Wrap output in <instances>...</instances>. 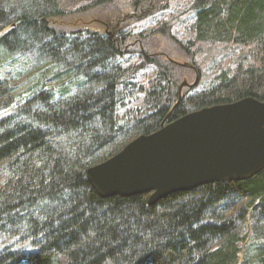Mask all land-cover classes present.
Instances as JSON below:
<instances>
[{"label": "trees", "instance_id": "1", "mask_svg": "<svg viewBox=\"0 0 264 264\" xmlns=\"http://www.w3.org/2000/svg\"><path fill=\"white\" fill-rule=\"evenodd\" d=\"M189 2L184 33L162 16L135 35L167 0H0V264H264V170L153 205L87 177L163 124L264 103V0ZM205 48L210 70L176 64Z\"/></svg>", "mask_w": 264, "mask_h": 264}, {"label": "water", "instance_id": "2", "mask_svg": "<svg viewBox=\"0 0 264 264\" xmlns=\"http://www.w3.org/2000/svg\"><path fill=\"white\" fill-rule=\"evenodd\" d=\"M198 83L197 76L179 91L194 89ZM263 170L264 103L246 98L163 124L159 131L138 137L90 168L87 177L102 198L151 194L153 205L202 186L246 181Z\"/></svg>", "mask_w": 264, "mask_h": 264}, {"label": "rangeland", "instance_id": "3", "mask_svg": "<svg viewBox=\"0 0 264 264\" xmlns=\"http://www.w3.org/2000/svg\"><path fill=\"white\" fill-rule=\"evenodd\" d=\"M167 5H168L167 11L145 18L144 20H141L139 22H134L132 24H129L128 30L132 31V33L135 35H139L142 32L144 34L149 33L153 27H156L155 25L157 24V22L161 18H164L162 16H167L168 18L169 17L171 18L169 22L173 23L175 29L178 32L181 31V33H184V30H182V26L180 27V24L182 22H186L188 19L187 10L190 6L189 0H167ZM70 24L72 25V22H68V25ZM108 30L110 31V29ZM211 50L213 51V49L205 48L204 51L202 52L200 51V55L197 56V59L195 60L194 64L192 63L191 65L193 68H189V69L192 70L197 69L200 72V74H201V70L203 72H205V70L207 71V69L210 70L213 67L211 61L213 60V55H214L211 52ZM181 64H187V63L181 62ZM30 71H31L30 67L24 64L23 65L18 64L16 68H12V67L8 68V72H10L11 74H16L18 77H20V80H24L21 77H24L25 75H29ZM196 75L197 74L194 71H190V73H188V76L185 77L186 80H183V82L181 83L183 84L184 82H187L189 85H192L195 82L196 77L198 76ZM187 89L188 87H184L180 91L181 95L184 94ZM193 90L195 91L200 90V85ZM2 115L3 112H0V116Z\"/></svg>", "mask_w": 264, "mask_h": 264}]
</instances>
